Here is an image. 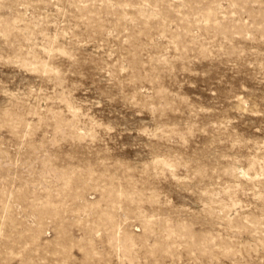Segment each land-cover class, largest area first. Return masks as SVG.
<instances>
[{"label":"rangeland","instance_id":"374dc122","mask_svg":"<svg viewBox=\"0 0 264 264\" xmlns=\"http://www.w3.org/2000/svg\"><path fill=\"white\" fill-rule=\"evenodd\" d=\"M0 264H264V0H0Z\"/></svg>","mask_w":264,"mask_h":264}]
</instances>
